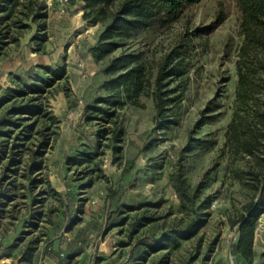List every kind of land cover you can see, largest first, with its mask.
Listing matches in <instances>:
<instances>
[{
  "label": "rangeland",
  "instance_id": "obj_1",
  "mask_svg": "<svg viewBox=\"0 0 264 264\" xmlns=\"http://www.w3.org/2000/svg\"><path fill=\"white\" fill-rule=\"evenodd\" d=\"M19 1L14 16L28 26H9V40L0 45V98L37 74L46 76L40 64L65 63L67 77L40 97L57 123L47 115L32 117L22 125L35 121L34 127L21 132L1 121L14 102L30 96L0 104V264H264V212L254 227L251 253L244 257L231 220L251 201L252 191L229 177L230 163L219 156L243 41L235 0H201L172 22L121 38L123 45L106 54L93 47L121 0L104 10L101 4L87 9L84 1L83 12L71 7L72 0H41L47 17L37 22L23 15L29 0ZM218 11L226 17L215 24ZM38 22L45 23L44 36L33 39ZM181 44L183 74L166 78L163 88H176L181 100L168 112L174 113V123L158 129L154 80L164 56ZM123 53L139 58L106 73ZM128 70L141 83L140 92L133 84L130 96L122 87H104L107 79ZM100 96L119 103L110 108L111 116L88 119L85 106ZM213 98L221 107L207 119L203 112ZM120 130V140H114ZM41 142V154L34 158L38 166L30 171L31 151ZM178 172L197 195L190 207L204 199L210 204L198 211L209 215L201 216L205 222L196 234L174 246L167 235L190 220L173 185Z\"/></svg>",
  "mask_w": 264,
  "mask_h": 264
},
{
  "label": "trees",
  "instance_id": "obj_2",
  "mask_svg": "<svg viewBox=\"0 0 264 264\" xmlns=\"http://www.w3.org/2000/svg\"><path fill=\"white\" fill-rule=\"evenodd\" d=\"M85 7L92 8L100 5V10L104 6L111 4L114 0H84ZM201 0H121L115 10L111 13V20L101 31L98 43L93 47V51L98 54H106L120 47L123 43L121 38L129 36L132 32L148 28L153 24H167L179 18L185 9ZM19 0H0V45L12 27H27L28 23L23 22L22 17H15V7ZM240 12V34L243 41L237 51L236 59V85L234 88L233 112L228 123L224 141L219 149V156H224L229 161V177L236 179L247 185L252 191V198L242 212L239 213L232 225H237L239 239L237 251L244 257L250 255L254 239V227L259 216L264 212V0H235ZM22 13L23 11H19ZM87 12H84L86 15ZM26 17H31L33 22H37L47 17V5L41 0H29ZM226 17L223 11H218L215 24H220ZM8 23H6V21ZM96 23L97 19H92ZM38 30L33 35V39L41 38L44 35L40 30L45 29V23H37ZM115 38H119L118 40ZM18 38L11 39L16 41ZM183 44L170 50L162 59L156 78L154 80L155 89L153 92L156 103V127L163 129L174 123V113L168 114L173 107L180 102V95L176 88L163 89L164 80L172 77H179L183 74L181 69L185 56L180 55ZM180 50V51H179ZM139 56L134 53H123L115 57L104 69L106 73L112 74L129 66L135 62ZM46 76L35 75L30 82H22L19 90H10L9 94L0 98V104L10 100L14 96H27L25 101L14 102L9 110L8 117L1 121L2 125L12 128H19L24 132L27 128H33L34 122L22 125L24 121L32 117L48 116L53 123H57L58 118L49 110L48 102L40 100L42 94L51 87L58 79L67 77L66 64L53 67L47 64L38 65ZM132 70V69H131ZM131 70L117 74L104 82L106 88L122 87L129 95L132 87L135 93L141 91V83L132 79ZM172 94V95H168ZM118 99L111 96H100L93 104L85 106L86 117L88 119H104L112 115L111 107L117 106ZM221 104L212 99L204 109L207 119H211L219 113H212L219 109ZM100 114V115H97ZM19 131V132H20ZM9 133L10 130L1 131ZM122 131L114 133V140H120ZM28 138V134L26 135ZM19 138V135H17ZM23 144V143H22ZM17 143H13V148ZM44 147V143H43ZM42 142L37 145V150H32V164L30 171L38 166L35 156L40 155ZM174 188L182 201V207L189 216V223L180 231H173L167 235V242H172L174 246L179 244V239H189L193 237L197 230L205 222L201 216L209 215L208 212H198L201 208H207L209 199L202 200L193 209L197 195L191 193L185 185L181 173L175 174ZM8 196V195H6ZM191 214H194L191 217ZM162 244L157 242L156 245ZM156 245L152 247L156 249Z\"/></svg>",
  "mask_w": 264,
  "mask_h": 264
},
{
  "label": "crops",
  "instance_id": "obj_3",
  "mask_svg": "<svg viewBox=\"0 0 264 264\" xmlns=\"http://www.w3.org/2000/svg\"><path fill=\"white\" fill-rule=\"evenodd\" d=\"M73 5L72 8L78 9L80 12H83L84 9V0H72Z\"/></svg>",
  "mask_w": 264,
  "mask_h": 264
},
{
  "label": "built area",
  "instance_id": "obj_4",
  "mask_svg": "<svg viewBox=\"0 0 264 264\" xmlns=\"http://www.w3.org/2000/svg\"><path fill=\"white\" fill-rule=\"evenodd\" d=\"M59 2H62V3H68L70 0H57Z\"/></svg>",
  "mask_w": 264,
  "mask_h": 264
}]
</instances>
